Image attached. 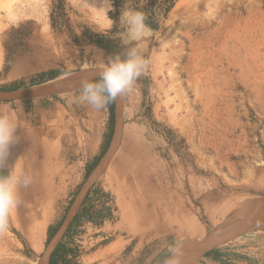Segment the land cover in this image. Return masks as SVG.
I'll return each mask as SVG.
<instances>
[{
    "label": "rangeland",
    "instance_id": "rangeland-1",
    "mask_svg": "<svg viewBox=\"0 0 264 264\" xmlns=\"http://www.w3.org/2000/svg\"><path fill=\"white\" fill-rule=\"evenodd\" d=\"M84 2L17 0L14 21L1 13L0 90L103 68L140 48L149 64L124 94L120 147L85 197L86 214L63 234L59 264H163L239 205L264 204V0H176L139 42L130 40L131 10L113 22V8L94 17ZM81 91L52 105L34 100L53 107L54 124L29 140L32 149L14 144L0 169L33 176L0 232V264L37 263L109 145L113 106L111 115L79 103ZM219 252L225 264H264V232Z\"/></svg>",
    "mask_w": 264,
    "mask_h": 264
},
{
    "label": "water",
    "instance_id": "water-1",
    "mask_svg": "<svg viewBox=\"0 0 264 264\" xmlns=\"http://www.w3.org/2000/svg\"><path fill=\"white\" fill-rule=\"evenodd\" d=\"M102 69L103 68L82 70L37 86L18 88L9 91L0 90V103L33 101L73 94L82 89V82H93L99 79ZM123 104L124 95L112 102L114 120L109 145L100 161L93 168L78 191L63 222L53 234L38 261L45 260L44 264L50 263L52 253L63 238V234L66 233L75 219L88 192L95 185L116 155L120 147L123 133ZM256 232H264V204L255 202L241 204L204 238L188 241L178 247L182 253V264H195L207 253L219 249L245 235Z\"/></svg>",
    "mask_w": 264,
    "mask_h": 264
},
{
    "label": "clouds",
    "instance_id": "clouds-1",
    "mask_svg": "<svg viewBox=\"0 0 264 264\" xmlns=\"http://www.w3.org/2000/svg\"><path fill=\"white\" fill-rule=\"evenodd\" d=\"M102 6L97 10L103 14L112 10V0H101ZM129 27L130 40L141 41L149 33L146 16L141 11H130L125 14ZM149 61L142 55L138 46L127 49L124 58L116 55L103 67L99 79L94 82H82L81 94L76 101L86 103L93 109H104L110 102L132 90L138 78L146 71ZM20 125L15 118L0 113V169H3L10 156L11 147L18 143L16 135ZM33 182V176L18 171L16 166L8 174L0 173V232L9 226L11 213L20 205L19 189L27 188ZM171 255L163 264H182V253L179 248H171Z\"/></svg>",
    "mask_w": 264,
    "mask_h": 264
},
{
    "label": "trees",
    "instance_id": "trees-1",
    "mask_svg": "<svg viewBox=\"0 0 264 264\" xmlns=\"http://www.w3.org/2000/svg\"><path fill=\"white\" fill-rule=\"evenodd\" d=\"M175 2L176 0H112L113 10L109 12V18L113 22H117L120 14H122V12H124L125 10L141 11L146 16L145 23L147 24L148 28L152 31H158L161 28L163 22L167 19L169 12L175 5ZM96 38L97 40L93 43L100 48L107 49L105 44L102 43L105 40V37L96 35ZM106 41L110 42V40L108 39ZM97 80L98 79L94 81ZM14 89L16 88L6 90L9 91ZM107 107L110 114L112 115V102H110ZM110 121L112 122V116H110ZM107 140L103 145V149H105L107 146ZM82 207L77 213L68 231L70 230L72 225L80 219L81 216L86 214L85 211H82ZM65 254V250L63 249L61 244H59L52 253L49 264H59L60 261H64ZM204 257L211 260L212 262L225 264L222 260L223 256L219 252V249L207 253Z\"/></svg>",
    "mask_w": 264,
    "mask_h": 264
},
{
    "label": "crops",
    "instance_id": "crops-1",
    "mask_svg": "<svg viewBox=\"0 0 264 264\" xmlns=\"http://www.w3.org/2000/svg\"><path fill=\"white\" fill-rule=\"evenodd\" d=\"M51 99L53 98L43 99L42 101L52 105ZM52 108L53 107L50 106L48 110L42 109L34 100L29 102L0 103V113L12 115L20 125L16 131V135L19 137L18 144L21 148L26 150L32 149V147H28L30 139L35 140L39 134L43 135L47 128H52L54 119L56 118L51 111ZM0 173L3 172L0 170Z\"/></svg>",
    "mask_w": 264,
    "mask_h": 264
},
{
    "label": "bare ground",
    "instance_id": "bare-ground-1",
    "mask_svg": "<svg viewBox=\"0 0 264 264\" xmlns=\"http://www.w3.org/2000/svg\"><path fill=\"white\" fill-rule=\"evenodd\" d=\"M17 3V0H0V15L1 13L5 14V16L8 18V19H11V21H14L16 19V15H14L13 13V4L14 3ZM19 2V1H18ZM86 4L90 6V8L93 10V16L94 17H98V16H101V12H99L97 10V8H99V2L100 0H85ZM84 2V3H85ZM15 3V4H16ZM17 7V6H16ZM97 7V8H96ZM31 9V8H30ZM1 18V17H0ZM18 18V17H17ZM138 162H139V159H138ZM141 163V162H140ZM139 163V164H140ZM44 219H45V215H43ZM42 223V222H41ZM40 226V225H39ZM43 225H41L42 227ZM40 227V228H41ZM190 227H193L192 225ZM256 233H260V232H256ZM238 240V239H237ZM45 263V260H41V261H38L36 264H44Z\"/></svg>",
    "mask_w": 264,
    "mask_h": 264
}]
</instances>
